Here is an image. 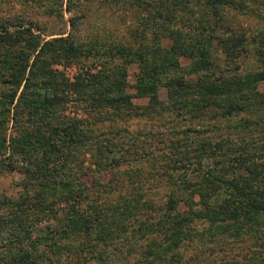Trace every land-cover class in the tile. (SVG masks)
Returning a JSON list of instances; mask_svg holds the SVG:
<instances>
[{
  "label": "trees",
  "instance_id": "16d2710c",
  "mask_svg": "<svg viewBox=\"0 0 264 264\" xmlns=\"http://www.w3.org/2000/svg\"><path fill=\"white\" fill-rule=\"evenodd\" d=\"M80 1L66 0L65 10ZM126 1L148 10L140 31L145 42L126 60L139 66L145 106L133 103L125 89L126 66L117 65L111 79L108 69L83 65L100 54L93 40L46 39L29 28L0 26V173L22 176L16 199L0 192V210H7L0 211V264H61L56 254L61 241L67 248L63 254L74 258L66 264L126 263L134 243L140 257L132 264H187L189 248L220 244L227 231L241 240L264 224V91L258 89L264 82V29L235 31L224 19L226 7L248 11L250 0ZM202 1L209 13L202 21H188L193 32L173 26L174 6L191 13L189 4ZM252 1L264 8V0ZM76 19L69 17L72 30L79 26ZM162 36L174 44L156 48L153 43ZM248 52L257 63L253 69L241 68ZM182 56L190 62L181 63ZM59 64L78 66L73 80ZM159 87L166 99L159 97ZM71 98L84 109L107 106L117 116L161 117L164 111H174L169 112L174 118L207 116L215 130L224 122L230 131L193 141L192 147L174 145V158L160 165V174L179 197L172 194L157 204L132 177L139 169L130 174L120 168L121 161L108 159L113 152L108 139L99 138L82 118L62 119ZM208 130L212 127L191 133L198 137ZM79 152L90 154L99 171L113 168V179L88 184L87 170L74 168L83 167ZM181 201L187 207L180 210ZM45 217L54 219L46 226L48 234H37L34 220ZM203 220L200 229L195 223Z\"/></svg>",
  "mask_w": 264,
  "mask_h": 264
},
{
  "label": "rangeland",
  "instance_id": "374dc122",
  "mask_svg": "<svg viewBox=\"0 0 264 264\" xmlns=\"http://www.w3.org/2000/svg\"><path fill=\"white\" fill-rule=\"evenodd\" d=\"M81 0L78 6L72 8L71 11L65 10L66 0H0V26L11 25L14 27L29 28L30 31L38 33L41 38H51L56 36H74L81 38V42L88 43L94 41L96 47L99 48L98 57H89L84 60L85 67H93L94 69H108L111 79L115 76L117 65L126 66V85L125 89L131 93V100L136 105L145 106L148 98L143 96L140 87V71L136 62L126 63L128 53L134 50L142 41L140 31L143 27V20L148 16V10H141L126 0ZM187 2V1H186ZM251 5L248 11H227L226 7L224 19L230 24L233 30H245L248 33L264 29V8L262 3L248 1ZM264 2V1H262ZM191 13L181 11L178 6H174L172 11L173 26L184 31L193 32L186 27L188 21L203 20L205 13L209 10L202 3L196 5L189 4ZM188 11V10H187ZM77 16L79 26L72 30L69 24V17ZM199 24V23H198ZM197 24V25H198ZM191 25V24H190ZM172 26V27H173ZM219 29H220V25ZM151 33L147 35V43H151ZM142 41V42H141ZM158 44L153 45L156 48L170 47L174 44V39L169 36H162ZM181 63L188 64L189 58L182 56ZM95 65V66H94ZM105 67H102V66ZM241 68L253 69L257 66L253 53L248 52L241 60ZM64 73L70 80L74 79V75L78 72V66L63 67ZM259 90L264 91V82L259 85ZM159 97L166 99V90L159 87ZM174 111H164L163 116H117L107 106L100 108L94 107L84 109L80 101L73 98L66 103V108L61 111L62 119L67 117H76L86 120V124L91 128L99 138H106V143L113 152L106 154L108 159H117L120 162V168H127L130 174L134 169H139V174H134L135 180L142 183L145 188L143 192L145 196L154 200L157 204L164 203L169 195L178 196L176 187L165 182V177L160 173L163 168L160 165L174 158L172 152L173 146H180L188 143L187 146L192 147L193 141L212 140L218 135L229 134V128L225 127V123H219V128L214 129L213 124L208 120L207 116L200 118H191L189 114L174 118ZM185 116V117H184ZM236 123V121H234ZM202 127H212L198 137H194L191 133ZM94 134V133H93ZM189 135V136H187ZM236 137L237 134L233 133ZM95 150V149H94ZM92 150V151H94ZM94 154L97 151L93 152ZM79 159L83 161V167L75 166L78 170H87L85 180L88 184H93L95 180L109 181L113 179V168L102 172L97 170L96 165L92 163L91 155L79 152ZM115 164V162H113ZM113 166L111 167H115ZM157 165V166H156ZM86 169L85 167H88ZM80 168V169H79ZM112 169V170H111ZM21 175L18 172L0 173V192H5L18 197V191L21 189L19 182ZM193 199H198V195H194ZM177 207L181 210L187 206L181 201ZM7 212V210H0ZM57 212V211H56ZM59 214V213H58ZM50 217V216H47ZM31 220V219H30ZM51 220V221H49ZM53 218H44L43 220H34L37 234L47 235V224H52ZM202 229L206 226V221L195 223ZM260 231L253 232L249 230L244 233L241 240L234 239V235L230 231L224 232L221 243H212L206 250L201 248H189L184 254L187 264H264V224L259 225ZM52 225L49 228L52 229ZM252 231V232H251ZM57 235V230L54 228ZM36 237V233L32 234ZM121 239V238H120ZM38 240H41L38 237ZM62 246L57 248V256L61 259V264L66 261H72L73 254L68 255L64 250L67 249L65 241H61ZM71 245V242H68ZM41 245L40 247H43ZM130 247V256L126 263L132 264L136 261V256L140 254V250L136 249L138 244L134 243ZM63 251V252H62ZM68 253H71L68 252ZM140 257V256H139ZM95 261H91L93 264ZM106 263V262H104ZM110 264H115L114 260H110ZM117 264V263H116Z\"/></svg>",
  "mask_w": 264,
  "mask_h": 264
}]
</instances>
